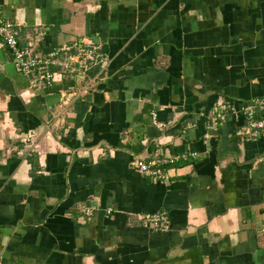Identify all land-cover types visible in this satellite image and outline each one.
Instances as JSON below:
<instances>
[{"label":"crops","instance_id":"obj_1","mask_svg":"<svg viewBox=\"0 0 264 264\" xmlns=\"http://www.w3.org/2000/svg\"><path fill=\"white\" fill-rule=\"evenodd\" d=\"M0 14L29 55L95 48L87 73L46 86L0 39V264H264V130L246 115L264 98V0H0ZM181 153L195 156L160 181L131 167Z\"/></svg>","mask_w":264,"mask_h":264},{"label":"built area","instance_id":"obj_2","mask_svg":"<svg viewBox=\"0 0 264 264\" xmlns=\"http://www.w3.org/2000/svg\"><path fill=\"white\" fill-rule=\"evenodd\" d=\"M18 37L17 27L4 21L0 14V39L13 56L17 70L46 86L52 85L57 75L62 79L78 73L85 74L90 70L89 65L95 62V48L92 47V44L84 41L63 45L45 54L29 55L20 46ZM254 107L264 112V98L254 100L246 108L249 133L256 138L264 130V117L257 119ZM153 119L158 128L165 127V125L155 122V115H153ZM218 119L222 120L223 115H216L212 118L213 121ZM193 156L195 153H181L170 158L157 157L149 162L136 157L131 161V167L152 181H160L165 178L163 165L168 166L179 161H186ZM84 214L86 217H90L92 212L90 209H85ZM144 219L153 226L167 223V219L161 214L146 215ZM262 231L264 232V229Z\"/></svg>","mask_w":264,"mask_h":264},{"label":"trees","instance_id":"obj_3","mask_svg":"<svg viewBox=\"0 0 264 264\" xmlns=\"http://www.w3.org/2000/svg\"><path fill=\"white\" fill-rule=\"evenodd\" d=\"M1 42H2V40H1ZM3 43V42H2ZM3 45H4V43H3ZM4 47L6 48V46L4 45ZM7 49V48H6Z\"/></svg>","mask_w":264,"mask_h":264}]
</instances>
